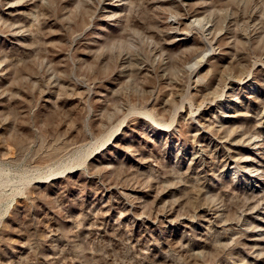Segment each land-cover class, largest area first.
Wrapping results in <instances>:
<instances>
[{"label": "rangeland", "instance_id": "374dc122", "mask_svg": "<svg viewBox=\"0 0 264 264\" xmlns=\"http://www.w3.org/2000/svg\"><path fill=\"white\" fill-rule=\"evenodd\" d=\"M0 264H264V0H0Z\"/></svg>", "mask_w": 264, "mask_h": 264}, {"label": "bare ground", "instance_id": "6f19581e", "mask_svg": "<svg viewBox=\"0 0 264 264\" xmlns=\"http://www.w3.org/2000/svg\"><path fill=\"white\" fill-rule=\"evenodd\" d=\"M14 1H16V0H14ZM4 14L5 15H7V16H10V15H12V12H13V9H12V4L10 3V1H7L6 3H4ZM2 13V12H1ZM172 20V19H171ZM201 20H202V18L201 17H199V13H197L196 15H194V16H192V18H191V22L193 23H200L201 22ZM168 23V22H167ZM178 24V23H177ZM202 25V24H201ZM206 26H208V25H206ZM201 29H202V27H201ZM208 30V29H207ZM206 33V32H205ZM169 34V33H168ZM182 35V34H181ZM171 37H172V35H171ZM183 37V36H182ZM218 39V38H217ZM178 41V40H177ZM115 43V42H114ZM116 44V43H115ZM210 52V51H209ZM209 54V53H208ZM207 54V55H208ZM206 56V53L203 55V57H202V60H203V58ZM200 62H201V60H199ZM192 66V65H191ZM189 67L190 68V70H191V68L192 67ZM195 66H194V64H193V68H194ZM247 78V77H246ZM230 87H231V85H230ZM193 113V112H192ZM193 115V114H192ZM193 117V116H192ZM191 117V118H192ZM122 123V122H121ZM113 135V134H112ZM110 139V138H109ZM106 141V140H105ZM110 143V142H109ZM112 144H114V143H112ZM101 153V152H100ZM97 156V155H96ZM98 157V156H97ZM73 171V170H72ZM77 171V170H76ZM69 172V171H68ZM255 176V175H254ZM45 184V183H44ZM42 185V184H41ZM127 191V190H126ZM165 219V218H164ZM209 220V219H208Z\"/></svg>", "mask_w": 264, "mask_h": 264}]
</instances>
